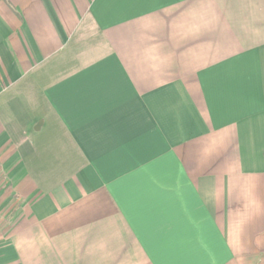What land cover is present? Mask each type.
Wrapping results in <instances>:
<instances>
[{"label":"crops","instance_id":"0c3cea01","mask_svg":"<svg viewBox=\"0 0 264 264\" xmlns=\"http://www.w3.org/2000/svg\"><path fill=\"white\" fill-rule=\"evenodd\" d=\"M0 264H264V0H0Z\"/></svg>","mask_w":264,"mask_h":264}]
</instances>
